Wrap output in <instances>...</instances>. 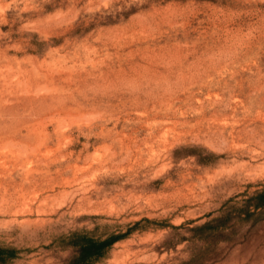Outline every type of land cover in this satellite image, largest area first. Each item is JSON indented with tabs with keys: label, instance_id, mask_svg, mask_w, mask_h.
Returning a JSON list of instances; mask_svg holds the SVG:
<instances>
[{
	"label": "rangeland",
	"instance_id": "obj_1",
	"mask_svg": "<svg viewBox=\"0 0 264 264\" xmlns=\"http://www.w3.org/2000/svg\"><path fill=\"white\" fill-rule=\"evenodd\" d=\"M264 0H0V246L68 264H264Z\"/></svg>",
	"mask_w": 264,
	"mask_h": 264
},
{
	"label": "trees",
	"instance_id": "obj_2",
	"mask_svg": "<svg viewBox=\"0 0 264 264\" xmlns=\"http://www.w3.org/2000/svg\"><path fill=\"white\" fill-rule=\"evenodd\" d=\"M256 208H264V191L257 196ZM123 235H110L106 238L95 237L88 232H75L71 243L78 248L77 255L68 264H92ZM15 257V252L7 247L0 246V264H8Z\"/></svg>",
	"mask_w": 264,
	"mask_h": 264
}]
</instances>
